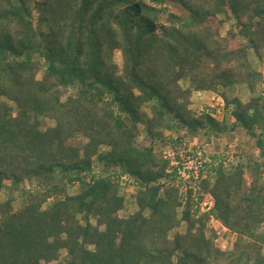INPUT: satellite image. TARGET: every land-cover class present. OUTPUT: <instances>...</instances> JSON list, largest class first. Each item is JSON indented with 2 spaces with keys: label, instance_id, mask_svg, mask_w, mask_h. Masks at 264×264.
Listing matches in <instances>:
<instances>
[{
  "label": "trees",
  "instance_id": "obj_1",
  "mask_svg": "<svg viewBox=\"0 0 264 264\" xmlns=\"http://www.w3.org/2000/svg\"><path fill=\"white\" fill-rule=\"evenodd\" d=\"M263 48L264 0H0V193L39 190L17 210L0 202V264H264V85L249 63ZM192 90L217 96L221 120L189 109ZM226 132L257 157L213 154L202 179L163 155L180 163L190 140Z\"/></svg>",
  "mask_w": 264,
  "mask_h": 264
},
{
  "label": "rangeland",
  "instance_id": "obj_2",
  "mask_svg": "<svg viewBox=\"0 0 264 264\" xmlns=\"http://www.w3.org/2000/svg\"><path fill=\"white\" fill-rule=\"evenodd\" d=\"M173 11L178 12L177 9L171 8ZM222 18V17H221ZM234 22H226L222 28H221V35H224L226 31H228L231 27H233ZM243 44H246L245 41H242ZM113 61L116 64L117 67H121V58L118 53H116L113 57ZM249 63L251 64L252 68L259 72L262 76V82L264 85V48L260 51L259 55H255L251 50H249ZM42 77V71L38 73L37 79H41ZM180 86L183 89H188L191 88L190 84L187 80H182L180 81ZM262 87V86H261ZM260 87V88H261ZM209 99L204 100L202 103H195L194 101L191 102V105L189 109L193 111L195 114H200L202 111H209L211 113H215V118L217 120H221L222 118V112L220 108V102L217 99V96L214 94L211 96ZM239 97L242 102H246L250 94L248 93L247 89L245 86H241L240 91H239ZM7 103V105L12 109V115H15L16 109L13 103L8 102L4 99H2ZM47 126H54V122L52 121H47L46 122ZM142 125L138 126L139 129V138L144 137L143 132H142ZM81 143H84V139H80ZM196 144L192 140L189 141L188 147H196L203 153L205 157H209L213 154L216 153H227L229 155V161H236L233 156L237 155L240 161H242L244 164L247 163L248 159L251 157H257V151H255L251 146H252V141L249 140L245 136H241L237 133H223L221 135V138H214L212 135L209 137H205L202 134H200L199 137L196 138ZM145 145H147V142H144ZM191 144V145H190ZM195 146H193V145ZM188 147L185 150H181L180 153L178 154V157L183 161L187 157L191 158L188 153L186 152L188 150ZM100 152H106L107 148L101 147L99 148ZM163 155H165L166 158H168L171 163H177L176 160H174L175 156L177 155L173 151H171L169 148H165L162 150ZM235 163V162H234ZM94 165H96L94 163ZM98 170H100V167H97ZM228 171V168L227 170ZM130 184H126L123 180L121 182V185L118 188V195L124 199V207L123 209L118 213V216L120 218H126L133 213L137 211V207L135 205L134 201V196L136 193V188L132 187ZM39 191L36 183L35 182H23L19 183L17 185H12L11 183L7 184V188L1 191L0 193V202H4L7 199L13 200V208L14 210H17L21 208L25 203L26 199L29 194H33L35 192ZM78 191L77 185H71L67 186L66 192L68 195H73ZM52 200H49L46 205L43 207L45 208L47 205L51 203ZM204 202H210L209 200H205ZM211 203V202H210ZM208 207V205H207ZM201 209L205 211L206 207L203 206ZM181 210L178 212L180 213ZM92 224H94L93 220H90ZM208 229H211L216 232L218 235V238L216 240V245L222 250H230L232 248V243L234 241V236L228 232L225 228H223L219 223L216 221H210L208 223ZM185 228V224H182L180 227V232H183ZM260 233H264V226L261 227L259 230ZM263 254H264V249H263ZM65 253H61V259L64 258ZM60 259V260H61ZM48 264H57L56 262H51Z\"/></svg>",
  "mask_w": 264,
  "mask_h": 264
},
{
  "label": "built area",
  "instance_id": "obj_3",
  "mask_svg": "<svg viewBox=\"0 0 264 264\" xmlns=\"http://www.w3.org/2000/svg\"><path fill=\"white\" fill-rule=\"evenodd\" d=\"M207 161V157L203 155L201 151H197L196 158H189L183 159L180 161V163H171V165H179L180 166V174L182 176H187L188 174H192L194 178H198V174L200 171L203 173L202 179L205 177L204 175V162ZM208 205V207H207ZM203 206L206 207V209L210 208L211 203L210 202H204Z\"/></svg>",
  "mask_w": 264,
  "mask_h": 264
},
{
  "label": "crops",
  "instance_id": "obj_4",
  "mask_svg": "<svg viewBox=\"0 0 264 264\" xmlns=\"http://www.w3.org/2000/svg\"><path fill=\"white\" fill-rule=\"evenodd\" d=\"M188 89H190V88H188ZM211 94L214 95L212 92H196V91L192 90L191 91V102L194 101V105H196L195 103H199L200 104L204 100H207V98L209 99L210 97H208V96L209 95L211 96Z\"/></svg>",
  "mask_w": 264,
  "mask_h": 264
}]
</instances>
